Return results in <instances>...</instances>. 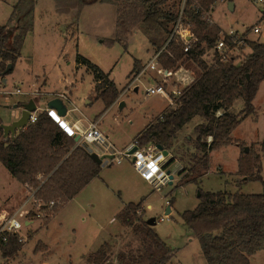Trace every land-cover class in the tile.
Wrapping results in <instances>:
<instances>
[{
  "label": "rangeland",
  "instance_id": "374dc122",
  "mask_svg": "<svg viewBox=\"0 0 264 264\" xmlns=\"http://www.w3.org/2000/svg\"><path fill=\"white\" fill-rule=\"evenodd\" d=\"M17 1L0 0V24L8 21L13 5ZM52 7L51 0L39 1L35 12V29L27 35L15 68L8 74L0 70L2 103L0 119L2 121L12 119V108L6 107L5 99H9L13 107L14 104L33 96V99L39 98L36 102L38 107L45 109L48 106V97L54 98L62 91L70 92V88L73 87L71 96L77 100L81 110H76L67 117L80 118L81 124H84L82 126L87 127L90 119L103 115L100 125L102 131L118 148H125L149 122L156 121L163 114L161 112L169 108V101L163 95H146V88L161 79L157 71H147L137 81V90L133 87L125 89L126 85L133 81L135 72H131L135 59L147 62L151 56L154 43L151 42L150 35L141 27H136L126 47L116 41L117 5L89 6L76 25L72 23L74 16L71 18L59 16L52 12ZM211 14L214 22L222 30L229 31L232 28L240 32L246 30L249 40L264 43L263 2L216 0ZM257 25L262 27L261 33L254 32ZM76 26L77 34L75 38H71L70 35ZM166 37L158 36L161 44L166 41ZM249 51L250 49L246 47L240 56L243 57ZM77 53L109 73L121 91L115 101L118 103H114L105 112V103L100 97V90L95 85L91 70H88L87 66L76 69L74 61ZM204 58L210 64L213 61V52L208 49ZM196 68V65L189 68L193 76ZM32 70L47 79V86L36 85ZM182 72L178 70V73ZM4 78L6 81H3ZM17 88L21 89L20 93L16 92ZM94 94L97 98L87 106L85 99L92 95L95 97ZM255 98L256 113L253 116L258 117V123L256 124L253 117L242 123L234 133L235 137H241L242 141H263L264 138V80ZM120 100L124 102L123 107H120ZM18 107L21 108L22 105ZM198 121V118H194L179 132V138L182 140L177 142L175 148L173 147L172 153L177 154L176 162H172L170 166L175 172L173 184L161 186L160 189L155 188L151 182L141 180L142 177L140 178V174L129 159H125L121 164L106 165L73 201L62 205L60 210L57 208L58 200H55L56 204L52 208L40 209L39 202L45 200L32 199L31 218L36 222L29 232L30 239L28 238L16 255L6 259L0 257V260L4 261V264H92L87 261L88 254L97 250L104 241L112 242L113 250L110 257L114 259L119 250L140 245V235L123 226L117 214L125 203L139 201L145 196L146 203L152 204V208H147V215L157 219L154 229L176 250L177 256L171 264L205 262L199 239L196 235H189L190 232H195L184 223L182 213L198 206L200 202L198 194L201 190L205 192L224 190L228 188V182L235 180L238 182L242 179L241 174L236 177L237 179L232 178V181L229 177L230 172L238 169L242 145H248L249 152L258 154L261 162L264 157V146L260 147L259 144L262 142H249L241 143L240 148L232 144L233 140L229 146L225 145L227 147L224 149L212 152L207 173L194 181L192 178L199 177L201 169L192 171L191 168L194 165L196 167L202 165L195 161V154L198 155L200 149L195 133ZM79 144L86 145L88 149L93 147L91 143ZM219 164L224 167V172L218 169ZM179 170L184 172L185 178L178 175ZM261 175L264 179V162ZM243 191L262 192L263 182L248 181L243 184ZM31 194L32 192L27 187H22L0 161V210L13 211ZM167 200L172 204L173 211L161 222L159 218L167 215L165 213ZM139 211L138 215L148 218L143 205ZM37 212L42 215H37ZM190 237H194L192 242L188 241ZM198 254H202V263ZM252 263L257 264V261L253 259ZM261 264H264V261Z\"/></svg>",
  "mask_w": 264,
  "mask_h": 264
},
{
  "label": "trees",
  "instance_id": "16d2710c",
  "mask_svg": "<svg viewBox=\"0 0 264 264\" xmlns=\"http://www.w3.org/2000/svg\"><path fill=\"white\" fill-rule=\"evenodd\" d=\"M98 1L118 6L115 40L125 47L136 27H141L150 35L154 45L161 47L163 43L158 36L169 35L178 7V0H77L74 5L79 13L85 5ZM199 1V12L192 9V1L186 7L196 42L185 52L183 42L173 39L159 57V63L166 69H176L181 64L189 68L196 65L195 79L183 88L179 97L174 96L177 101L175 108L164 112L163 118L149 122L135 137L141 144L154 142L169 150L177 133L194 117L201 116L205 122L196 126V140L205 152L199 162L207 166L209 152L232 143V132L242 120L255 113L254 99L264 80V43L248 40L250 51L243 57L208 64L204 55L215 46L222 29L203 14L216 0ZM34 7L35 0H18L8 21L0 24V70L4 71L10 63L13 65L5 74L13 71L26 37L34 29ZM77 62L91 70L101 88L100 97L105 108H109L121 94L115 81L109 73L80 54ZM140 69V61L135 60L131 73ZM240 97L244 99V109L238 114L229 112ZM209 136L212 137L210 142L207 140ZM246 146L242 145L238 173L250 180L262 181L263 191L201 190L198 206L182 213L184 223L198 236L208 264H251L250 257L264 249L262 162L258 154L246 152ZM0 161L30 192L36 190L38 200H58V210L102 169L91 157L88 147L79 144L46 110L39 111L34 123H28L13 136L11 133L5 135L0 119ZM173 161L172 158L169 164ZM144 200L130 202L117 214L123 226L140 235V245L119 250L111 259L113 244L104 241L97 250L88 254L89 263L170 264L176 250L147 223V219L138 215ZM22 247L23 243L16 236H10L7 243H0L5 257L16 255Z\"/></svg>",
  "mask_w": 264,
  "mask_h": 264
},
{
  "label": "built area",
  "instance_id": "2783aa9c",
  "mask_svg": "<svg viewBox=\"0 0 264 264\" xmlns=\"http://www.w3.org/2000/svg\"><path fill=\"white\" fill-rule=\"evenodd\" d=\"M189 1H192V9L199 12L201 8L199 0H178L176 18L170 25V33L167 36L166 41L161 47H156L151 58L142 66L140 70L135 72L133 81L127 84L125 89H130L132 87L136 89L137 81H139L141 77L147 73V71L154 70L161 75V79L156 80L153 85L146 88V95H163L165 98L169 99L170 103L173 105L174 96L179 97L182 94L183 88L194 81L195 76L190 73L189 67L185 64H181L176 69H166L159 63L160 55L173 39L183 42L185 52H188L192 47V44L197 40L192 31V19L186 12V7ZM258 1L264 3V0ZM213 8L214 3L203 13L212 20L211 11ZM261 30L262 27L260 25H257L254 28V32L256 33H261ZM248 40L246 30L243 32L234 30L233 28L229 31L221 30L219 39L216 41L215 46L210 49L213 52V61L210 64H215L218 61L226 62L234 57L240 56L242 50L247 47ZM178 70H182L183 72L178 73ZM16 92L20 93L21 89L17 88ZM66 97L67 96L65 94L60 96V98L69 103L68 98ZM68 103H66L67 114L69 111H75L77 109V107L73 106L72 103V107L69 108L70 103ZM43 110L50 113L58 121V123H60L71 133L72 136H74V138L76 136H80L78 143L84 142L93 144L92 148L89 147L91 152H97L99 155H113L112 159L106 158L103 165H110L111 163L121 164L125 159H129L135 170L142 176V178L151 182L155 188L160 189L161 186L169 183L171 184V182L173 183L175 172L170 169L172 163L169 164L172 157H170V153L166 155L164 151L159 149L154 142L141 144L139 138L134 137L126 148L119 149L102 131L100 127L101 121L99 118L89 120L87 127L81 130L76 123L69 124V122L65 119L66 115H60L57 110L49 107ZM38 112L39 110L37 109L36 111H31L28 123H34L37 120ZM160 118H163V114L160 115ZM207 140L210 142L212 137L209 136ZM35 191H33L29 198L22 201V203L13 211L10 212L7 210H0V243H7L10 236H16L23 244L27 242L29 232L33 229L36 222L34 218H31L30 207L32 199L34 201L37 200L35 197ZM55 204V200L42 201L39 202V207L40 209H50ZM167 204H169L168 200ZM37 215L41 216L42 214L37 212ZM167 216H169V214L161 216L159 221H165ZM0 257L4 259L7 258L2 255L1 250ZM4 263V261L0 260V264Z\"/></svg>",
  "mask_w": 264,
  "mask_h": 264
},
{
  "label": "crops",
  "instance_id": "0c3cea01",
  "mask_svg": "<svg viewBox=\"0 0 264 264\" xmlns=\"http://www.w3.org/2000/svg\"><path fill=\"white\" fill-rule=\"evenodd\" d=\"M39 1L40 0H35V7H34V29H35V25H36V18H35V12H36V8H37V6L39 5ZM76 1L77 0H51V4H52V12H56V14H58L59 16H63V17H69L70 16V18L72 17V16H74L73 17V20H72V23L74 24V25H76V23H79V21L81 20V16L84 14V12H85V10H86V8L87 7H89V6H92V5H97V4H107V5H110L111 3H106V2H100V1H98V2H96V3H93V4H87V5H85L84 7H83V9H82V11L81 12H79L78 13V9H77V7L74 5V4H77L76 3ZM72 5H74V6H72ZM114 5V4H113ZM11 15V14H10ZM116 16H117V8H116ZM75 18V19H74ZM115 24H116V19H115ZM135 30V29H134ZM66 32H67V30H66ZM133 33V32H132ZM76 34H77V26H76V28H75V30H74V32L72 33V35H70L71 36V38H75V36H76ZM152 42V41H151ZM153 44V43H152ZM154 45V44H153ZM156 45H154L153 46V50H152V52H151V56H152V54H153V51L156 49ZM79 53H77V55H78ZM151 56L148 58V60L151 58ZM20 58V57H19ZM135 60H139L140 61V65H141V68H142V66L144 65V64H146L147 62H148V60H147V62H143V60H140V59H135ZM70 62H72V61H68V63H70ZM74 63H75V65H76V69H78V67H84V66H86V65H84V64H81V63H78L77 62V56H76V58H75V61H74ZM133 67H134V64H133ZM15 68V67H14ZM31 74H32V76L35 78L34 80H35V82H36V85H40V86H47V79H45V78H42L40 75H38L37 73H35V71H31ZM44 77H45V75H44ZM94 77V76H93ZM111 78V77H110ZM94 79V82H95V85H97V87H98V90H100V92H101V88H100V86L98 85V82L95 80V78H93ZM112 79V78H111ZM3 81H6V79L4 78L3 79ZM72 85H74V84H72ZM75 86V85H74ZM72 88L73 87H71L70 88V92H68V91H62V92H60V93H57L56 95H55V97H60L62 94H65L67 97L66 98H68V101H69V103L67 102V101H65L64 99H63V101L65 102V104L66 103H68L70 106H69V108L70 107H72V105H71V103L73 104V106H75V107H77V109L76 110H81L80 108H79V106H78V104H77V100L75 99V98H73L72 96H71V94H72ZM136 90H137V88H136ZM95 95V94H94ZM35 96H37V95H35ZM93 96V95H92ZM92 96H88L86 99H85V104L88 106L89 104H92L93 103V101H94V99L95 98H97V96L95 95V97L93 98V100H91V97ZM33 97V96H32ZM32 97H29L28 99H26V100H24V101H22V102H20L19 104H14L13 105V107H12V105L10 104V100L9 99H5L4 100V103L6 104V107H8V108H12V119L11 120H9V121H2L3 122V124H10V123H12L13 121H15V120H17L18 118H20V116H21V112H22V109H23V106H24V104L25 103H27V102H29V100H31V99H33ZM54 97V98H55ZM52 99V97H48V99H47V102H49V100H51ZM167 99V98H166ZM174 99V98H173ZM256 99V98H255ZM255 99H254V101H255ZM38 100H39V98H38ZM89 100H91V101H89ZM168 101H169V99H167ZM174 104L172 105L171 103H170V101H169V108L166 110H163L161 113H164V112H167V111H169L170 109H172V108H175L176 106H177V101H176V99H174ZM36 102V101H35ZM38 102V101H37ZM91 102V103H90ZM120 102H121V100H120ZM119 102V103H120ZM114 103H118V102H114ZM114 103L111 105V106H113L114 105ZM9 104V105H8ZM20 104H22V107L21 108H19L18 106H21ZM2 105V103H0V106ZM244 105H245V103H244V99L243 98H238V99H236L235 101H234V103H233V105L229 108V112H232V113H234V114H238L239 112H241L243 109H244ZM254 105H255V103H254ZM36 106H37V110H43V109H40V107H38V105H37V103H36ZM110 106V107H111ZM39 108V109H38ZM46 108H48V106L46 107ZM45 108V109H46ZM108 109V108H107ZM106 108H104V112L107 110ZM75 110V111H76ZM74 111H69V113L68 114H71V113H73ZM103 112V113H104ZM160 113V114H161ZM255 113H256V105H255ZM255 113L254 114H252V115H250V116H248V117H246L244 120H242L241 121V123L238 125V127L232 132V134H231V137L233 138V140H234V143H232V144H236V145H238V146H240V144L241 143H249V142H259V143H261L262 142V144H259L260 145V147H261V145H263L264 146V138H263V141H242L241 140V137H235V135H234V133H235V131H237V129L242 125V123L243 122H245V121H247L248 119H249V117H253V119H255L254 121H256V124L258 123V117L257 116H253V115H255ZM68 114H66V116H65V119L69 122V124H73V123H76L80 128H81V130H83L84 128H85V126L83 127L82 125H84V124H81L82 123V121H81V119L80 118H77V117H74V116H72L71 118H68L67 116H68ZM102 116L103 115H97L95 118H99L100 119V121L102 122ZM257 117V118H256ZM194 118H198L199 119V121L197 122V125L198 124H201V123H203V122H205V118H203V117H201V116H196V117H194ZM193 118V119H194ZM192 119V120H193ZM80 120V121H79ZM91 120V119H90ZM188 124V123H187ZM186 124V125H187ZM185 125V126H186ZM196 125V126H197ZM184 126V127H185ZM183 127V128H184ZM145 128V127H144ZM143 128V129H144ZM182 128V129H183ZM196 128V127H195ZM142 129V130H143ZM181 129V130H182ZM180 130V131H181ZM18 131V130H17ZM16 131V132H17ZM179 131V132H180ZM179 132L177 133V135H176V137H175V139H174V145L172 146V148L171 149H169L168 150V152L170 153V155L172 156V158L175 160V161H173V162H176V160H177V154H174V153H172V151H173V147L175 148V146L178 144L177 142L179 141V140H182V139H180L179 138ZM195 133H196V129H195ZM139 134V133H138ZM197 134V133H196ZM239 136V135H238ZM196 139H197V137H196ZM196 142H197V140H196ZM115 144V143H114ZM198 144V143H197ZM116 145V144H115ZM128 146V145H127ZM126 146V147H127ZM227 146H229V145H227ZM227 146H223L220 150H222V149H224L225 147H227ZM248 146V145H247ZM125 147V148H126ZM91 148V147H90ZM200 148V147H199ZM240 148H241V146H240ZM120 149V148H119ZM124 149V148H123ZM212 152L213 151H211V152H209V155H208V164H207V166H204L203 165V163L202 162H199V158H201L204 154H205V152L203 151V149L202 148H200L199 149V151H198V155H196L195 154V161L196 162H198V164L200 163V164H202L201 166H197L196 167V165H194L192 168L193 169H191L192 171H196V170H199V169H201L200 171V175H199V177H196V178H192L194 181H196L195 179H197L198 180V178H200V177H202L203 175H205L206 173H207V171H208V169H209V163H210V156H211V154H212ZM240 154H241V151H240ZM263 162H264V157L262 158V168H263ZM178 163H179V161H178ZM193 164H195V163H193ZM113 165V163L112 164H110V165H108V166H112ZM222 164H219V170L221 171V172H224V167H222L221 166ZM102 166V169L103 168H105V166L106 165H101ZM196 167V168H195ZM238 170H239V163H238V169L237 170H235V171H233V172H230V180L232 179V178H236L238 175H239V173H238ZM179 172H181V170H179ZM179 176H181V177H183L185 174H184V172L183 173H179L178 174ZM142 176L140 175V178H141ZM186 177H188V176H186ZM185 178V177H184ZM142 179H144V178H141V180ZM237 179V178H236ZM145 180V179H144ZM18 181V180H17ZM232 181V180H231ZM236 181V180H235ZM234 181V182H235ZM248 181H251L250 179H248V177L247 176H244L243 175V177H242V179L240 180V181H236L235 183L234 182H228V188L227 189H224L225 191H228V192H237V191H239V192H243V193H252L251 191H248V192H245V191H243V184H245L246 182H248ZM19 182V184L22 186V187H26L24 184H22L20 181H18ZM233 183V184H232ZM173 184V183H172ZM86 186H88V185H86ZM86 187H84V189H85ZM254 193V192H253ZM260 193V192H259ZM79 194V193H78ZM77 194V195H78ZM76 195V196H77ZM75 196V197H76ZM75 197L73 198V199H71V200H69L68 202H66L65 204H67V203H69V202H71V201H73L74 199H75ZM142 198H144V199H146V197L144 196V197H142ZM140 201V200H139ZM130 202H138V201H130ZM130 202H127V203H125L124 205H123V207L120 209V211L127 205V204H129ZM64 204V205H65ZM143 206H144V208H145V214L147 215V208H152V204H147L146 203V200H144V204H143ZM168 207H170V213L173 211V209H172V204L171 203H169L168 205H167V209H168ZM167 209H166V212L165 213H167ZM119 211V212H120ZM147 217L149 218V215H147ZM147 218V219H148ZM190 236H192V235H196V233H191L190 232V234H189ZM197 236V235H196ZM197 238H198V236H197ZM199 239V238H198ZM194 240V237L192 238V237H190L189 239H188V241L189 242H192ZM199 243H200V241H199ZM100 247V246H99ZM98 247V248H99ZM202 249V248H201ZM203 253V252H202ZM199 255V254H198ZM202 254H200L199 255V258H200V262L202 263V256H201ZM175 256H177V255H175ZM204 256V255H203ZM175 258V257H174ZM174 258L171 260V262H170V264L171 263H173L174 262ZM205 258V257H204ZM253 259L254 260H256L257 261V264H261V263H263V261H264V249H262V250H259V251H257L255 254H253L251 257H250V262H251V264H253L252 262H253ZM181 264H183V263H181ZM202 264H208V262H207V260L205 259V262H203Z\"/></svg>",
  "mask_w": 264,
  "mask_h": 264
},
{
  "label": "water",
  "instance_id": "95a60500",
  "mask_svg": "<svg viewBox=\"0 0 264 264\" xmlns=\"http://www.w3.org/2000/svg\"><path fill=\"white\" fill-rule=\"evenodd\" d=\"M12 68H13V65L11 63L8 64L7 68L4 70V73L8 72ZM123 106H124V102H121L120 107H123ZM48 107L51 109L57 110V112L62 116H65L67 114V106L64 103L63 99L60 97H55V98H52L51 100H49ZM36 109H37V106H36V102L34 99H31V100H29V102L25 103L23 106L20 118H18L17 120L13 121L10 124H3L4 130H5V135L8 136L11 133V135L13 136V135H15L17 130H20V129L24 128L25 126H27L31 111H36ZM75 140L78 142L80 140V136H76ZM157 147L159 149L163 150L166 155H168V153H169L168 150L165 149L162 145L158 144ZM134 149H136V148H134ZM248 150H249V147L246 146L245 151L248 152ZM91 157L98 164L103 165L104 160L106 158L112 159L113 155H99L97 152H91ZM171 184H172V182H171ZM198 196H200V192H199ZM166 214H170V207H168ZM147 223L151 226H154L157 223L156 217H153V216L149 217L147 219Z\"/></svg>",
  "mask_w": 264,
  "mask_h": 264
}]
</instances>
